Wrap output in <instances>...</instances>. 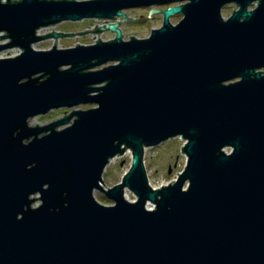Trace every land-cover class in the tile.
Listing matches in <instances>:
<instances>
[{
  "label": "water",
  "instance_id": "1",
  "mask_svg": "<svg viewBox=\"0 0 264 264\" xmlns=\"http://www.w3.org/2000/svg\"><path fill=\"white\" fill-rule=\"evenodd\" d=\"M152 2L0 0V52L20 49L0 57V264H264V0L168 7L147 38L125 40L119 22L96 30L113 39L65 48L58 38L89 29L38 33ZM175 137L185 167L153 188L145 148ZM128 150L130 169L105 189Z\"/></svg>",
  "mask_w": 264,
  "mask_h": 264
},
{
  "label": "rangeland",
  "instance_id": "2",
  "mask_svg": "<svg viewBox=\"0 0 264 264\" xmlns=\"http://www.w3.org/2000/svg\"><path fill=\"white\" fill-rule=\"evenodd\" d=\"M171 4L164 6L166 8L170 7ZM172 7V5H171ZM140 11V10H139ZM231 12V9L226 12L228 14ZM139 12L133 13L137 15ZM181 19V16L177 19H173L174 23H177ZM95 21L92 19H84L81 21H65L59 24L51 25L49 27H44L40 29V33L46 34L47 32L57 31V32H77L84 31L86 29H92L93 23ZM137 25V24H133ZM159 26V25H158ZM157 27L151 25L149 27L129 29L124 34V39L129 40V35H134L136 38H145L150 35V29ZM115 36L110 32L102 33H84L68 37H61L57 39V46L61 48L75 46L76 43L80 44H92L96 42V39L100 38L102 40L113 39ZM5 41H0L3 43ZM55 40L53 38H47L41 42L35 43L34 47L37 49H49L53 46ZM20 52V49H8L0 52V57H11ZM102 67V66H101ZM97 68V67H96ZM93 104H83L76 106L75 108H58L53 109L45 115H38L31 119V124H40L44 125L52 122L53 120L63 117L65 114H69L73 109H88L93 107ZM64 126L59 127L61 129ZM184 145V140L180 137H175L169 139L159 145L146 147L144 154V165L148 177V181L153 188L161 187L163 184L167 185L172 180H176L178 173H181L185 167L187 157L184 152L181 151V147ZM132 153L131 150H128L125 154L115 157L110 164L106 167L103 173V187L105 189L114 186L115 184L122 181V178L125 173L128 172L131 166ZM178 172V173H177ZM186 189V188H185ZM95 198L103 204L111 205L113 202L108 199L102 192L95 190ZM125 197L130 201L136 199V195L129 189L125 190ZM39 201L35 202L33 205H37ZM152 205V204H150ZM149 207V205H148Z\"/></svg>",
  "mask_w": 264,
  "mask_h": 264
},
{
  "label": "flooded vegetation",
  "instance_id": "3",
  "mask_svg": "<svg viewBox=\"0 0 264 264\" xmlns=\"http://www.w3.org/2000/svg\"><path fill=\"white\" fill-rule=\"evenodd\" d=\"M154 2L150 3L147 6H141V7H130L126 9H122L121 11L126 15V18L124 19L122 16H116L114 19H93L95 22L93 23L92 30L89 28L85 33H98L96 30L101 24H107V23H114L119 22L118 28L121 30L124 38V34L129 29H136V28H145L149 27L151 25H154L157 27H153L150 29V34L152 30L157 29L163 25L164 21V10L168 4H171L172 6L176 5H182L190 2V0H153ZM161 1V2H158ZM255 2H253L252 6L249 7V9H253L255 7ZM170 5V7H171ZM237 4L235 2H229L225 4L221 9V14L224 19H227L231 16V14L237 9ZM231 9V12L226 14ZM140 10V11H139ZM139 12L137 15H134L133 13ZM181 16L183 17L182 13L174 14L169 18L170 22L172 24H177L173 22V19H177ZM92 20V19H90ZM137 24V25H133ZM159 25V26H158ZM108 33L111 31L106 30ZM104 31V32H106ZM102 33V32H101ZM114 36H116L115 32H111ZM75 35V34H74ZM133 36V35H132ZM134 37V36H133ZM147 38V37H145Z\"/></svg>",
  "mask_w": 264,
  "mask_h": 264
},
{
  "label": "built area",
  "instance_id": "4",
  "mask_svg": "<svg viewBox=\"0 0 264 264\" xmlns=\"http://www.w3.org/2000/svg\"><path fill=\"white\" fill-rule=\"evenodd\" d=\"M101 25H104V24H101ZM38 33H39V34H42V33H40V31H38ZM53 39H54V38H53ZM54 40H55V39H54ZM96 40H97V39H96ZM53 45H54V44H53Z\"/></svg>",
  "mask_w": 264,
  "mask_h": 264
},
{
  "label": "bare ground",
  "instance_id": "5",
  "mask_svg": "<svg viewBox=\"0 0 264 264\" xmlns=\"http://www.w3.org/2000/svg\"><path fill=\"white\" fill-rule=\"evenodd\" d=\"M152 205L149 204V207L151 208Z\"/></svg>",
  "mask_w": 264,
  "mask_h": 264
}]
</instances>
